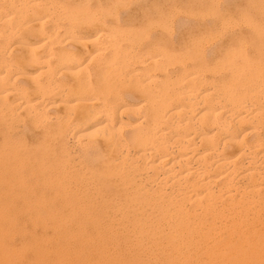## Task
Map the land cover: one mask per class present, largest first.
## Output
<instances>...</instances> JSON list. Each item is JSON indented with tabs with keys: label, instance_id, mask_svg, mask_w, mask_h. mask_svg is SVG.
Instances as JSON below:
<instances>
[{
	"label": "bare ground",
	"instance_id": "1",
	"mask_svg": "<svg viewBox=\"0 0 264 264\" xmlns=\"http://www.w3.org/2000/svg\"><path fill=\"white\" fill-rule=\"evenodd\" d=\"M56 1L0 0V264H264V16L203 67Z\"/></svg>",
	"mask_w": 264,
	"mask_h": 264
},
{
	"label": "rangeland",
	"instance_id": "2",
	"mask_svg": "<svg viewBox=\"0 0 264 264\" xmlns=\"http://www.w3.org/2000/svg\"><path fill=\"white\" fill-rule=\"evenodd\" d=\"M157 1H158V3H157ZM226 1L225 0H156V3H155V0H58V1H56V6L57 5L58 6L56 7L57 12H55V14H57L58 16H61V15L66 16V15H64V13L65 14L74 13L76 15L78 14V16H82L80 14L84 13L85 17H88L90 15L89 17L98 18V19H102V17L104 18V17L107 16L108 18L106 17V18L103 19L104 21L106 20L105 22L108 25L107 27L108 28L112 27L113 30L115 28H117L118 31H119V33H118V31L116 29L115 32L116 31L117 32H116V34H114V31L110 28V30L113 31L112 33L115 35V37H112V39L114 38L112 41H114V42L116 41L115 43H118V44H121V45H124V46L127 45V46H125L126 49H124V51H126L127 53H130V52H128V49H129L130 46L132 47V49H131V47H130V49H131V53H133V54H135V53L136 54H139V53L143 54V52H145V51H146L145 53H147L148 51L149 52H153V50L155 51V46H156V48H157L156 50L158 52L159 51H164V52L166 51L165 52L166 54L170 53L169 56H170L171 59H172V57H175V58H173L174 60L172 59V61H176L175 59H177L179 56L180 57L182 56V57L178 58V60H183V59L191 57L192 61H196L198 64H201L204 67V66H206V64L213 65L216 62L215 60L219 59L218 49L220 48L219 47L220 45H223V43L225 44L226 42H230L231 40H232V42H235L236 40L239 39L240 32H248V33H250L249 29H248V26L245 25V23L243 22L244 18H246V17L247 18H251V19L252 18H256L258 20V18H261V17L264 16V11H263L264 10V5H263V3H264L263 1L264 0H252V1L256 2V3L251 2V0H245V1L244 0H238V1H236V0H226ZM229 1H231V2L233 1V2L231 3ZM60 4H61L62 7L60 6L61 8L58 9ZM153 5H156V6H154V8H153ZM242 6H243V8H242ZM260 7H263V8H260ZM244 8H245V10H243ZM260 9L263 11V13H262V11ZM136 10H137V12H136ZM141 10H142V12L140 13L139 11H141ZM228 11H229V13H228ZM87 12H89V13L91 12V13H94V14L97 13L99 16L97 14H96V16H94V14H91V13L89 14ZM221 12H223V13H221ZM240 13L243 14L244 17H242L240 15ZM59 14H61V15H59ZM84 14H83V16H84ZM103 14L104 15L106 14V15L104 16ZM130 14H133V15L131 16ZM129 16H131V17H129ZM220 16H221V18L223 20L220 18ZM203 17H204V19H203ZM212 17H213V19H212ZM123 18H124V20H123ZM206 18L211 19V22H210V20H207ZM233 18L235 19V22L237 21L236 25H235V22H234ZM107 19H109V20H107ZM127 19L131 22V24H130V22ZM145 19H148L150 24L153 23L152 24L153 26L150 25V28H149L148 21L145 20ZM213 20H214L215 23L213 22ZM240 20H242V21H240ZM113 21L115 23H113ZM120 21H122L124 24L122 22H120ZM124 21L125 22L128 21L129 23L128 22L125 23ZM151 21H152V23H151ZM207 21H208V23H207ZM223 23L225 25V28L223 26ZM229 23H232V24L229 25ZM242 23L244 24V26H243ZM263 23H264V19L258 23V26L262 29V31L264 33V24ZM122 24L125 25V26H123ZM211 24H212V27L210 26ZM154 25L155 26L158 25V26H156V28H155ZM160 25L163 26V28L160 27ZM227 25H228V27H227ZM237 25H240V27L237 26ZM241 25H242V27H241ZM233 26L234 27H236V26L239 27V30H238L237 27L234 28ZM152 27H154V28L152 29ZM157 27H159V28H157ZM223 28L226 29V30H224ZM150 29H152L153 32L150 31ZM164 29H167V30H164ZM221 29H223V31ZM157 30H158V32H157ZM160 30H161V32H160ZM209 30H211V32ZM236 30L238 31V33H237ZM155 31H156L157 34H155ZM206 31H207L208 34H206ZM218 32L219 33L221 32L223 34H221V33L219 34ZM127 33H129V34H127ZM133 33H135V34H133ZM143 33H147V34H143ZM185 33H187V34H185ZM209 33H212V34H209ZM139 34H141V35H139ZM203 34H204V36H201ZM214 34L217 35V36L219 34L220 35V36H218L219 38L215 37ZM211 35H213V36H211ZM225 35H226V37H225ZM124 36H125V38H124ZM152 36L154 38H152ZM207 36H208V38H212L213 40H215V38H217V39H216V41H212V43H211V39H209L208 42L209 41L210 42H209V45H208L207 41H205V38ZM120 37L122 39H125V41L124 40L121 41L122 39ZM128 37H130L131 40L129 39L127 41ZM132 37L134 38V40L136 38H138V40L137 39L135 40V41L138 42V45H137V42L134 43L132 41V39H133ZM144 37L145 38L148 37V39L147 38L145 39ZM190 37H191L192 40L190 39ZM197 38H199V40ZM119 39H121V40H119ZM189 39H190V41H189ZM195 39H197V40L195 41ZM202 39H204V41L207 44L202 43L203 42ZM148 40H149V42H148ZM224 40H226V41L224 42ZM191 41H193L194 43H192ZM200 41H201V43H200ZM129 42L130 43L133 42L132 43L133 45L130 44ZM140 42H142L141 43L142 45L140 44ZM215 43L218 46L215 45ZM143 44H145L144 47H146V48L143 47ZM201 44L204 47H206V45H207V47L204 48L202 46V48H204V49H202L200 47ZM90 46H92V43H90ZM198 46L201 48V52H200V49H199ZM161 47L164 50L163 49L161 50ZM248 47H249L248 51H250V46H248ZM136 48H139V49H136ZM130 49H129V51H130ZM134 49H136V50L133 51ZM196 49H197V51H196ZM179 51L181 52V54L179 53ZM212 52H214V53H212ZM154 53H156V51ZM171 53H173V56H172ZM205 54H208V55H205ZM185 56H187V57L185 58ZM167 58H168V56L166 57V59ZM208 58H209V60H208ZM167 61H169V60H167ZM187 62H185V63H187ZM178 63H181V62H178ZM178 63L176 62V64H175V69L176 70L178 69V66H179ZM82 65H84V63ZM188 66H190V63H189ZM88 69L90 70V72L87 71ZM88 69L86 71L88 73H90L94 77L95 76V71L93 70L94 69L93 64L90 65L88 67ZM110 72L112 73V70H110ZM110 72H107V74L108 73L110 74V75L108 74V77H109L108 79H112L111 77H113ZM107 74L105 73V75H107ZM114 74H116V71L113 72V75ZM112 81H113V79L111 80V82ZM123 92H124L123 94H124L125 98L128 97V99H130V98H132V96L138 97V95H129V94H127L129 92L128 88L126 89V91L124 90ZM126 95H127V97H126ZM142 113H143V111L141 112V114ZM120 129L121 128H119V130ZM25 136L27 137V138L25 137L27 140L30 139L29 136H27L26 134H25ZM83 139H82V141H83L82 143H84V141H86L85 139L84 140ZM82 143H80L81 145L76 143L75 145L74 144H72V145L69 144L67 146V148H68L67 151L70 154V158H73L74 160H77V159L81 160L82 158H84V153L82 152V147H80V146H82ZM71 146H73V147H71ZM73 148H76V149H73ZM72 150H73V152H72ZM15 222H16L15 223L16 230H26L25 233H24L25 236H29V234L32 231V229L36 230V233H39L41 231L40 230V226L34 228V227L31 226L30 223L25 222L24 219H22V218L18 219ZM17 237L19 238V235H16V241L18 239Z\"/></svg>",
	"mask_w": 264,
	"mask_h": 264
}]
</instances>
